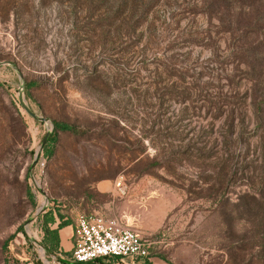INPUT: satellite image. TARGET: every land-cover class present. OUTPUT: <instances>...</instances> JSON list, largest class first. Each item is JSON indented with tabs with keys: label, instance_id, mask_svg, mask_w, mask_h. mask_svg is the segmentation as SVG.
Segmentation results:
<instances>
[{
	"label": "rangeland",
	"instance_id": "rangeland-1",
	"mask_svg": "<svg viewBox=\"0 0 264 264\" xmlns=\"http://www.w3.org/2000/svg\"><path fill=\"white\" fill-rule=\"evenodd\" d=\"M0 63V264H60L39 215L101 180L149 246L120 264H264V0H0Z\"/></svg>",
	"mask_w": 264,
	"mask_h": 264
},
{
	"label": "built area",
	"instance_id": "built-area-1",
	"mask_svg": "<svg viewBox=\"0 0 264 264\" xmlns=\"http://www.w3.org/2000/svg\"><path fill=\"white\" fill-rule=\"evenodd\" d=\"M114 187L120 196L124 187L117 181ZM149 246L136 231L125 228L115 220L99 215H78L73 222L72 249L70 260L75 263H89L98 259L113 258L147 259Z\"/></svg>",
	"mask_w": 264,
	"mask_h": 264
},
{
	"label": "trees",
	"instance_id": "trees-1",
	"mask_svg": "<svg viewBox=\"0 0 264 264\" xmlns=\"http://www.w3.org/2000/svg\"><path fill=\"white\" fill-rule=\"evenodd\" d=\"M32 84H26L25 88L28 90ZM59 133H69L72 135H77L79 130L74 125H69L62 122H53V130L47 140L46 144L43 147V151L45 154H52L53 146L57 141V136ZM39 218H42V242L41 246L45 250V252L50 255L53 254L57 258L58 263L60 264H82L75 263L70 260L71 253H61L59 251V238L58 231L72 224V222L68 219H65L60 214H54L52 210H48L39 215ZM58 220V223H56ZM55 225V228L52 226ZM120 260H116L113 258H104L98 259L93 262L85 263V264H120Z\"/></svg>",
	"mask_w": 264,
	"mask_h": 264
},
{
	"label": "crops",
	"instance_id": "crops-1",
	"mask_svg": "<svg viewBox=\"0 0 264 264\" xmlns=\"http://www.w3.org/2000/svg\"><path fill=\"white\" fill-rule=\"evenodd\" d=\"M92 192L99 197V202L91 207L90 211L92 214H97L103 216L107 219H114L119 221L128 229L138 232L137 226L133 224V221L128 222L126 218V213L133 215V209L136 208L135 205H128L127 202H112L110 201V194L113 193V185L110 180H101L92 186ZM102 200V201H101ZM90 211L83 209L81 212L89 213ZM136 213V211H134ZM90 214V213H89ZM133 220V217H132ZM72 230L73 226L69 225L58 231L59 238V251L61 253H69L72 249Z\"/></svg>",
	"mask_w": 264,
	"mask_h": 264
},
{
	"label": "water",
	"instance_id": "water-1",
	"mask_svg": "<svg viewBox=\"0 0 264 264\" xmlns=\"http://www.w3.org/2000/svg\"><path fill=\"white\" fill-rule=\"evenodd\" d=\"M0 65H2V64L0 63ZM12 69H13V68H12ZM18 101H19V104L21 105L22 109L24 110V112H25L28 116H30L33 120H37V121H39V122H46L45 119L38 118L34 113H32V112L27 108V106L23 103L21 96H19ZM49 136H50V132H48V133L45 135V137L43 138V140H42V142H41V149H42L43 146L45 145V143H46V141L48 140ZM35 161H36V160H35ZM35 163H36V162H33V165H34Z\"/></svg>",
	"mask_w": 264,
	"mask_h": 264
}]
</instances>
